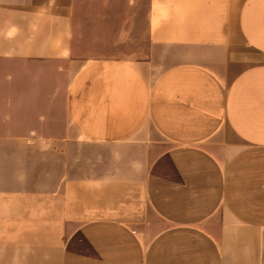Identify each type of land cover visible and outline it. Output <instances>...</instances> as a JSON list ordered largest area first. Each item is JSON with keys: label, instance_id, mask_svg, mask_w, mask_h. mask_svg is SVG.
<instances>
[{"label": "crops", "instance_id": "obj_1", "mask_svg": "<svg viewBox=\"0 0 264 264\" xmlns=\"http://www.w3.org/2000/svg\"><path fill=\"white\" fill-rule=\"evenodd\" d=\"M79 12L0 0V264H264V0Z\"/></svg>", "mask_w": 264, "mask_h": 264}, {"label": "rangeland", "instance_id": "obj_2", "mask_svg": "<svg viewBox=\"0 0 264 264\" xmlns=\"http://www.w3.org/2000/svg\"><path fill=\"white\" fill-rule=\"evenodd\" d=\"M132 0H77L79 6L80 32L85 37L81 46V53L96 55H123L132 53L135 47V39L138 37V59L143 58L148 53L149 34L148 18L150 0H138V9L131 4ZM138 13V22L134 16ZM90 14L106 16L108 19L105 25L107 33H87L90 26L88 18ZM130 20L127 28L138 30V33L120 34L117 33L123 27V19ZM89 26V27H88ZM89 37H93L97 45V50H90Z\"/></svg>", "mask_w": 264, "mask_h": 264}, {"label": "built area", "instance_id": "obj_3", "mask_svg": "<svg viewBox=\"0 0 264 264\" xmlns=\"http://www.w3.org/2000/svg\"><path fill=\"white\" fill-rule=\"evenodd\" d=\"M262 253L264 255V239H263Z\"/></svg>", "mask_w": 264, "mask_h": 264}]
</instances>
